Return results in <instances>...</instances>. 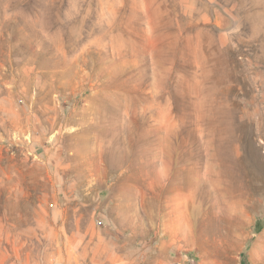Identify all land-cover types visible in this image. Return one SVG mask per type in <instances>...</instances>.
<instances>
[{
	"label": "rangeland",
	"instance_id": "1",
	"mask_svg": "<svg viewBox=\"0 0 264 264\" xmlns=\"http://www.w3.org/2000/svg\"><path fill=\"white\" fill-rule=\"evenodd\" d=\"M99 234L264 264V0H0V264Z\"/></svg>",
	"mask_w": 264,
	"mask_h": 264
},
{
	"label": "crops",
	"instance_id": "2",
	"mask_svg": "<svg viewBox=\"0 0 264 264\" xmlns=\"http://www.w3.org/2000/svg\"><path fill=\"white\" fill-rule=\"evenodd\" d=\"M80 238L81 241H85V238H88L86 235H71L69 240L71 242H76ZM94 245L91 244H82L79 248L83 253L85 251L92 250L95 253L97 251H105L108 256H106L103 261L101 258H94L93 260H81V258L75 257L72 258V262L69 260L66 263L61 261H56V263L49 262L48 264H138V252L139 246L138 241L139 237L136 234H99L95 239H90ZM73 249L77 247L74 244L70 245ZM69 246V247H70ZM163 248V246H161ZM134 253L132 256L131 253ZM141 253V252H140ZM81 260V262H80Z\"/></svg>",
	"mask_w": 264,
	"mask_h": 264
},
{
	"label": "built area",
	"instance_id": "3",
	"mask_svg": "<svg viewBox=\"0 0 264 264\" xmlns=\"http://www.w3.org/2000/svg\"><path fill=\"white\" fill-rule=\"evenodd\" d=\"M98 225H99V226H103V223H102V222H100Z\"/></svg>",
	"mask_w": 264,
	"mask_h": 264
},
{
	"label": "bare ground",
	"instance_id": "4",
	"mask_svg": "<svg viewBox=\"0 0 264 264\" xmlns=\"http://www.w3.org/2000/svg\"><path fill=\"white\" fill-rule=\"evenodd\" d=\"M262 249H263V250H262V251H263L262 253L264 254V247H263Z\"/></svg>",
	"mask_w": 264,
	"mask_h": 264
}]
</instances>
